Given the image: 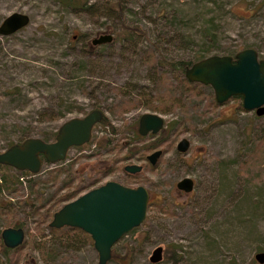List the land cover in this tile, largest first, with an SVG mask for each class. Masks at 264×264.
I'll use <instances>...</instances> for the list:
<instances>
[{
    "label": "rangeland",
    "instance_id": "374dc122",
    "mask_svg": "<svg viewBox=\"0 0 264 264\" xmlns=\"http://www.w3.org/2000/svg\"><path fill=\"white\" fill-rule=\"evenodd\" d=\"M108 1L90 0L91 8L77 9L56 0H0V21L12 11L28 15L26 25L0 36V150L25 135L51 140L60 122L95 106L113 128L123 129L111 133L97 124L91 141L71 146L60 162L43 161L32 178L37 193L19 173L16 190L2 191L1 199L11 205L9 215L24 230L23 245L11 259L17 264H97L89 241L76 248L58 244L53 260L43 258L41 249L58 239L45 224L34 232L35 209L51 202L47 199L59 182L71 179L72 187L83 186L81 193L112 179L142 184L148 197L144 218L113 243L106 264H170L165 255L171 252L180 264H264L253 258L264 251V149L248 156L264 131V113L244 110L239 97L208 109L209 85L189 81L200 90L190 92L179 80L181 70L158 62L232 55L247 46L264 58V0H126L125 22L138 24L144 34L91 44L92 37L118 29ZM162 92L178 96L182 106L154 111L163 117L158 132L130 135L126 126L136 130L138 115L153 111L146 96ZM181 137L189 144L178 152L174 146ZM114 143L116 150H108ZM154 148L162 155L150 170L144 156ZM120 155L125 157L114 161ZM112 162L119 167L107 171ZM125 163L142 166L133 174L140 181L129 179ZM56 168L62 171L54 182ZM182 176L193 180L188 192L175 187ZM94 178L98 181L92 183ZM3 220L0 213V229ZM156 245L162 247L161 259L151 262ZM1 250L0 244V262Z\"/></svg>",
    "mask_w": 264,
    "mask_h": 264
},
{
    "label": "water",
    "instance_id": "95a60500",
    "mask_svg": "<svg viewBox=\"0 0 264 264\" xmlns=\"http://www.w3.org/2000/svg\"><path fill=\"white\" fill-rule=\"evenodd\" d=\"M27 22L28 15L24 12L8 13L0 21V36L16 31ZM111 39V33H100L92 37L90 43L98 44ZM183 76L188 81L209 85L215 103L239 96L244 110H251L256 115L264 113V58L258 57L252 47H242L232 55H205L185 66ZM102 115L100 108L93 107L82 116H71L60 122L52 140L44 141L37 136H28L13 142L0 150V163L35 173L43 161H60L71 146L88 142L94 124L101 120ZM162 125L163 117L160 114L144 111L137 117L136 132L139 135L155 133ZM188 144L187 138L181 137L175 146L179 152H183ZM160 154L161 149L157 148L145 158L153 165ZM122 169L127 173H137L141 165L125 163ZM192 186L193 180L189 176H182L175 182V187L185 192L190 191ZM147 197V189L142 184L126 185L108 179L61 203L51 213L47 226H69L83 230L89 235L97 253V264H106L113 243L144 218ZM0 237L5 246L13 247L23 242L24 230L20 226H5L0 230ZM161 253L162 247L154 246L148 260L159 261ZM253 258L257 263L264 262V251L254 252Z\"/></svg>",
    "mask_w": 264,
    "mask_h": 264
},
{
    "label": "trees",
    "instance_id": "16d2710c",
    "mask_svg": "<svg viewBox=\"0 0 264 264\" xmlns=\"http://www.w3.org/2000/svg\"><path fill=\"white\" fill-rule=\"evenodd\" d=\"M56 1L61 6H64V7L67 6V7L77 8V9H89L93 5L90 2V0H56ZM125 2H126V0H109L108 4H107L109 9L113 12L114 15H116V17L118 18V21H119L118 29L114 30L113 35H112V39H115V40H117V39L127 40L131 36H133L134 34H136V35L144 34L143 29L138 24H127L125 22L124 14H123V8L125 5ZM261 3L262 2H260L259 4H261ZM158 62L163 63V64H167V65L171 66L172 68H176V69L181 70L182 72H183V68L191 63L188 60H182V59L165 60L163 58H160L158 60ZM179 80L184 84V86L186 87V89L188 91H190V92L192 91L195 94H198L200 92V90L198 88H196L195 85L190 84V82L187 79H185L184 76L179 78ZM232 97H239V96H232ZM146 98H148V100H149L146 103L147 107L153 111L165 112V111H170L171 109H173V107H177V106L181 107L182 106V103H181L179 97L172 95L171 93H163L162 92V93H158L156 96L155 95L154 96L147 95ZM151 99L156 100V102L155 103L152 102ZM207 105H208V109H211L212 107H214L215 101H214L213 97H211V99L207 102ZM95 107H97V106H95ZM97 108H99V107H97ZM253 114H254V112H253ZM97 124L98 125L100 124L104 127L106 126V129L111 133H114L116 131H121V133L123 132V129L113 128L112 125L109 123V121L105 118L104 114L102 115L101 120L98 123L94 124L93 128ZM126 128L130 130V133H131L130 135L140 138V136L137 134V132H136V130H134V128L130 127L129 125H127ZM55 131L52 133V139L54 137ZM127 136H129V135H127ZM127 136L122 135V137H127ZM25 137H28V135H25L24 138ZM40 138L44 141H49V140L45 139L44 137H40ZM91 139H92V136L90 137L89 141H91ZM107 141L108 140H106V143H108ZM128 142H129V140L126 143H128ZM11 143L12 142L7 143V146ZM84 144H82V145H84ZM116 146H117V144L114 143V144H112V146H110L108 148V150H110V151L116 150ZM148 148H150V146L146 147V149H148ZM146 149H144V150H146ZM263 149H264V131H262L256 137L254 142L252 143L251 148L248 152V156L251 157L252 155L257 153L258 151H261ZM124 157H125L124 155L117 156V158H114L115 159L114 161L119 162ZM247 158H245L244 160H246ZM244 160H241L238 165L242 167L245 163ZM147 164H148V168L150 170H152L154 165H151L149 163H147ZM118 167H119V164L116 165L112 162V164L108 168H106V170L112 171L114 169H117ZM55 171H56L55 176L51 177L54 182L56 181V177L62 171V169L56 168ZM18 173L20 175L27 176L26 179L29 181L30 191L37 193V190H33V186L36 184V180L32 179L33 176L36 174V172L31 173L27 170H17L11 166L0 163V207H1L0 213L4 214V220L1 222V228L5 227V226H20L23 228V226H22L23 223L20 220L16 221L15 217L13 215H9L11 210H12L9 202L3 201L1 199V193L3 190L6 192H10V193L16 190L15 184L19 181L18 177L20 176V175H18ZM128 177L132 182L140 181L136 175L129 174ZM96 181H98V178H94L92 180V183H95ZM68 187H70V188H68ZM60 188H68V190H66L62 194H58V192L60 191ZM82 188H83V186H81V185L72 187L71 186V179H68L67 181H62L61 184L59 182L55 191H53L51 193L50 197L47 199V200L51 199V202H49L48 205L43 203V204H39V206H38V207H43V206L46 207L44 213L42 214L40 212H37L38 207L35 209V212L38 214V218H37L36 223L34 225V230H35L34 232H39L41 230L40 226L42 224L43 225L45 224V226H47V222L49 220L51 213L60 205V202H64V201H67V200L73 198L74 196H76L79 193V191L82 190ZM48 229H49L48 230L49 234L54 239H58V241L56 244L54 243L50 247H45L44 249L40 248L41 249V256L43 258H45L46 260H53L54 251L58 247V244H60V246H62V245H67V244L73 243L74 244L73 248H76V247H79V244L82 241L91 242L89 235L77 227L62 226V227H58V228L48 227ZM11 254H12V252L11 253H4V259L0 262V264H17V258L11 259V257H10ZM165 257L170 261V264H180L178 262L179 256L175 252L168 253L165 255Z\"/></svg>",
    "mask_w": 264,
    "mask_h": 264
},
{
    "label": "flooded vegetation",
    "instance_id": "af4514ba",
    "mask_svg": "<svg viewBox=\"0 0 264 264\" xmlns=\"http://www.w3.org/2000/svg\"><path fill=\"white\" fill-rule=\"evenodd\" d=\"M158 132V131H157ZM156 133V132H155ZM138 134V133H137ZM152 134H154V133H150V132H147L146 134H143V135H139L140 136V138L141 137H144V136H146V135H152ZM176 144V143H175ZM174 148H175V150L176 151H178L177 149H176V146H174ZM154 149H157V148H154ZM154 149H152V150H154ZM151 150V151H152ZM150 151V152H151ZM179 152V151H178ZM148 154V153H147ZM147 154H145V156L147 155ZM162 155V150H161V154L158 156V158L156 159V161H155V163L153 164V165H156L157 164V161H158V159L160 158V156ZM145 156H144V160L148 163V161L146 160V158H145ZM141 168H142V166H141ZM130 174H135V173H130ZM1 230V229H0ZM23 240H24V237H23ZM0 244H1V248H2V250H1V253H2V255L4 256V253H11V252H16V251H18L21 247H22V245H23V242L21 243V244H19V245H15V246H13V247H7V246H5L3 243H2V240H1V237H0ZM4 252V253H3ZM31 264V263H30Z\"/></svg>",
    "mask_w": 264,
    "mask_h": 264
},
{
    "label": "built area",
    "instance_id": "2783aa9c",
    "mask_svg": "<svg viewBox=\"0 0 264 264\" xmlns=\"http://www.w3.org/2000/svg\"><path fill=\"white\" fill-rule=\"evenodd\" d=\"M19 180H22V176H19Z\"/></svg>",
    "mask_w": 264,
    "mask_h": 264
}]
</instances>
